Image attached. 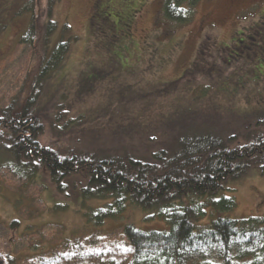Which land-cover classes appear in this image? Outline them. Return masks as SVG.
I'll use <instances>...</instances> for the list:
<instances>
[{"label":"rangeland","instance_id":"1","mask_svg":"<svg viewBox=\"0 0 264 264\" xmlns=\"http://www.w3.org/2000/svg\"><path fill=\"white\" fill-rule=\"evenodd\" d=\"M22 1L0 0V107L22 99L27 91L22 83L35 61L31 42H19L30 13L13 15ZM44 3L38 0L35 10ZM161 5L162 0L55 2L51 44L65 21L75 40L39 96L38 110L53 125L41 139L64 146L75 138L89 148L96 135L99 143L147 155L176 136L179 126L172 118L180 110L218 111L225 118L229 111L246 112L251 121L264 114V0H199L185 24L166 19ZM200 43L199 63L206 70L211 65V77L195 74L192 81L184 70ZM222 45L232 46L229 57ZM172 80L176 83L169 87ZM201 83L209 87L198 100ZM59 105L66 112L55 121ZM68 118L76 121L63 129ZM222 195H232L234 205L214 206L211 200ZM110 201L67 196L48 174L20 176L0 158V264H124L131 253L124 224L169 227L156 207L129 199L119 215L93 224L86 210ZM173 203H203L202 222L216 215H264V173L249 168L214 195L187 192ZM13 219L16 226L10 225Z\"/></svg>","mask_w":264,"mask_h":264},{"label":"trees","instance_id":"2","mask_svg":"<svg viewBox=\"0 0 264 264\" xmlns=\"http://www.w3.org/2000/svg\"><path fill=\"white\" fill-rule=\"evenodd\" d=\"M37 1L23 0L13 10V15L30 13L19 42H31L35 61L22 83L27 89L22 99L16 97L0 107L2 161L20 176L48 174L56 188L67 196L79 193L84 198L111 197L110 202L86 210L93 224L119 215L128 199L141 207H156L169 227L142 229L132 223L124 224L122 233L131 246L130 257L124 264H264V215H216L202 222L203 203H173L187 192L214 195L249 168L264 173V114L251 121L246 112L229 111L226 113L231 115L225 118L218 111L180 110L172 118V123L179 126L176 136L169 143L162 140L159 149L147 155L99 143L96 135L87 142L92 146L89 148L75 138L64 146H58L52 138L43 140L41 135L53 125L38 110L39 96L75 36L70 34L65 21L59 37L51 44V34L57 29L52 17L57 0H45L43 9L36 11ZM198 1L162 0L161 11L171 22L185 24L193 18ZM3 27L0 24V30ZM231 48L230 45L223 50L227 57ZM203 49L200 43L192 64L184 70L192 81L195 74L211 77V65L206 70L199 63ZM172 81L169 87L176 83ZM205 85L201 83L197 88L198 100L208 91L209 86ZM56 110L55 121L66 112L61 105ZM71 121L76 119H66L63 129ZM239 125L243 129H238ZM65 177L70 181L65 182ZM211 202L217 208L234 205L232 195H222ZM17 224L16 219L10 222Z\"/></svg>","mask_w":264,"mask_h":264}]
</instances>
